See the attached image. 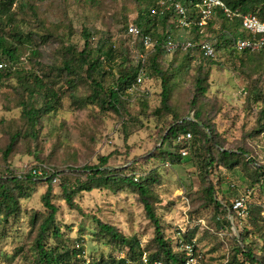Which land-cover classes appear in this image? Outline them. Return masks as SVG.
Wrapping results in <instances>:
<instances>
[{
	"label": "rangeland",
	"instance_id": "1",
	"mask_svg": "<svg viewBox=\"0 0 264 264\" xmlns=\"http://www.w3.org/2000/svg\"><path fill=\"white\" fill-rule=\"evenodd\" d=\"M148 3L15 0L10 20L0 25V37L14 50L16 58L15 63L3 61L8 76L0 86V178L15 176L24 180L29 173L35 176L33 169L42 170L31 182L25 181L21 195L15 190L20 196L17 215L6 221L0 219V264H39L34 249L37 230L31 220L36 215L40 221L46 214L41 196L47 187L46 178L52 173L56 177L51 201L59 208L56 223L61 241L68 248L82 249L79 260L88 264L100 258L124 256L121 246L97 234L92 217L114 226L126 238L137 239L148 254L154 252L151 223L133 190L75 192L73 200L82 214L64 203L61 180L69 177L71 182L85 181L86 168L101 165L99 157L107 158L103 168L130 176L136 183L147 181L165 238L174 246L185 234L200 253L198 264H227L241 233L246 237L241 247L249 246L264 263V228L256 210L250 220L245 218L230 229L220 230L214 221L216 211L204 204L203 197L208 186H213L216 199L224 203L250 191L251 202L256 208L262 206L264 213V132H256L264 123L260 115L264 54L236 53L231 42L222 44L225 32L235 34L236 25L219 18L208 29L218 43L216 62L202 60L197 52L159 55V67L167 77L170 111L154 113L160 107L161 82L149 60L138 90L125 92L120 115L92 100L91 82L83 71L70 78L61 70L65 58L71 53L75 58L81 52L83 32H87L92 36L93 48L101 44L112 51L113 61L105 63L102 73L95 75L105 89L111 87L120 67L137 65V54L142 53L139 43L125 36L128 24L137 23L142 15L143 22L153 29L154 40L162 38L161 22L145 15ZM199 73L206 76L204 93L196 91ZM46 90L47 94L55 93L56 108L41 114L31 128L23 117V108L42 109ZM196 111L200 112L198 119L194 117ZM183 121L196 122L199 128L197 134L189 133L187 144L180 145L178 138L183 133L173 139L168 131ZM201 126L210 129L206 136ZM184 127L189 128L186 124ZM15 135L18 139L5 157L10 138ZM183 146L188 154L181 156V163L170 165L167 153L179 155ZM195 148L199 149L197 155ZM219 148L234 153L237 165L226 168L217 155ZM209 159L213 164L205 174L200 166ZM244 227L250 229L248 234L243 233ZM46 242V246L54 245L52 240Z\"/></svg>",
	"mask_w": 264,
	"mask_h": 264
},
{
	"label": "trees",
	"instance_id": "2",
	"mask_svg": "<svg viewBox=\"0 0 264 264\" xmlns=\"http://www.w3.org/2000/svg\"><path fill=\"white\" fill-rule=\"evenodd\" d=\"M15 0H5L0 2V25H2L3 21L10 20L11 16V8ZM231 9H239L242 13H255L258 12L264 6V0H223ZM152 0H149V3L145 10V15L148 16V8L151 6ZM258 10V11H257ZM145 18V21L146 19ZM152 18V17H150ZM161 22L163 25L162 38H158L154 40L152 36L153 29H149L147 27V22H143L142 15L138 18L137 23L135 25L140 28V30L144 34H148L153 40L156 42L154 52L148 57L150 65L154 74L160 79L161 82V92H160V107L154 111L155 114L161 113L162 111H170L168 108L169 101V92L167 88V77L165 72H163L158 64L159 55L161 53L165 55H173L176 53L187 54L191 52H197L199 56L198 49H190L187 51H174L170 54L166 53L162 49V44L164 43L165 36L167 35V18L158 19L152 18ZM149 21V19H147ZM222 21V20H221ZM212 25V24H211ZM210 25V26H211ZM234 27V26H233ZM181 31L176 32L175 30L170 34L172 37L179 35ZM183 33V32H182ZM209 33V30H208ZM210 36V35H209ZM226 39L222 38L223 45H226L227 42H231L232 40H228L229 36L225 35ZM84 37V46L81 52L74 56L71 53L70 58H65L62 62V71H65L68 77L73 78L78 76V72L83 71L86 78H88L91 82L92 95L91 98L94 101H97L102 109L110 110L114 113L121 114V111L124 109L123 96L127 89L131 86V83L134 81L138 69L140 67V63L137 65L130 64L129 66H121L119 71V76L112 84L111 87L105 89L100 81L97 80L95 75H99L103 71V65L105 63H111L114 59L111 49H105L103 45L99 44L96 47L91 46L92 36L87 32H83ZM211 37V36H210ZM212 38V37H211ZM213 44L217 48V41L213 38ZM136 43V42H135ZM140 45V44H139ZM141 48V45H140ZM70 49V48H69ZM68 49V50H69ZM234 52H236L232 46ZM142 50V48H141ZM264 51H260L257 53L251 54H264ZM239 53V52H236ZM243 54H250L247 52H240ZM70 54V52H69ZM201 58H203L201 56ZM217 59V58H216ZM216 59L209 60L203 58L202 60H206L209 63L216 62ZM8 60L11 63H15L16 58L14 55V50L10 49L6 45V41L3 37H0V63L3 64V61ZM5 65V64H3ZM6 65L4 68L0 69V86L2 84V80L4 77L8 76L6 74ZM206 77V76H205ZM202 73H199L195 79V87L198 93H204L205 88L203 86V82L205 80ZM37 82H40L38 78L35 77ZM71 80L68 81L70 84ZM46 101L44 102L42 109H34L32 106H24L23 108V117L27 121L28 125L33 128L38 121V118L41 114H47L51 111H54L56 106L55 104L58 102L54 100L56 98L55 93L51 92L50 94H45ZM262 110L260 111V115L264 116V98L262 99ZM195 119L200 117V112L196 111L194 113ZM188 125V129H185L184 125ZM198 127V123L191 121H183L177 122L174 126L169 128L168 135L169 137L175 139L179 133H183L182 137L178 138V143L183 145L187 144L191 139H186L185 136L189 133L197 134L196 128ZM199 128V127H198ZM201 129L206 130L203 131V136L208 134L210 129L206 126H201ZM257 133L264 132V123L260 125V129L256 131ZM190 135V134H189ZM18 136H12L10 138V142L6 147L4 152V156L7 157L13 148V145L17 141ZM194 141V140H193ZM180 145H177L178 147ZM239 154L242 155L243 152L239 150ZM182 152H186L187 150L185 146L180 149V154H171L167 153L169 158L170 165H175L181 163ZM199 152L198 148L194 149V153L197 155ZM162 155L164 152L161 151ZM217 155L219 156V160L226 166L228 169H232L237 165L236 155L234 153H230L226 150H221V148L217 149ZM184 157V156H183ZM100 164L104 165L107 162L106 157H99ZM165 159V158H161ZM231 159V160H230ZM166 160V159H165ZM164 160V162H165ZM250 159L247 160L249 162ZM251 162V161H250ZM212 159L203 160L200 166V169L207 174L208 167L212 166ZM92 166L86 168L87 175L85 181H79L76 179L74 182L69 180V177H64L59 184L60 193L62 199L66 206L70 210H75L78 213L82 214L81 208L74 202L73 196L75 192H91L93 189H108L114 192L122 191L123 189H131L133 190L139 198V201L143 207L146 219L151 223L153 229V239L152 243L154 246V252L152 254H148L145 250L141 248L139 241L135 238H126L124 237L114 226L103 223L99 219L92 217L93 222L96 225L97 234L108 238L112 243L118 244L121 246L123 250V257H113L109 256L106 259L100 258L99 260H95L94 262L88 264H154L155 262H164L166 264H184V255L178 249L177 242L173 246L169 240H167L164 236V232L162 229V225L160 223L159 218L157 217L154 206L152 203L153 193L151 192L149 185H147V181L136 183L134 179L130 176H126L124 174H118L116 171H110L107 168H103L102 166ZM35 176H32L29 173L28 176L25 177L24 180H21L15 176L0 178V219L6 221L8 218L17 215L19 212V204L18 198L15 194V190H23V185L25 181L31 182ZM56 175L54 173L49 174L46 178L47 187L44 194L41 196L42 206L46 211V214L39 221L38 217L35 215L32 217L31 225H35L37 233L34 239V249L37 254L39 264H85V260H79L82 256V249L76 246L72 248H68L61 241V232L60 227L56 223V215L58 213V206L51 201L52 197V182L55 179ZM250 194L251 192L247 191ZM21 195V194H20ZM204 204L206 206H213V209L216 211L217 215L214 218L216 221V225L220 228V230H224L223 228L228 227L230 229V222L227 219L228 212L233 218V225H238L240 220L251 219L253 212L256 210L261 226L264 228V213L263 207L254 206L249 200L247 202L248 214L245 218H240L236 215L234 211L231 210V201L222 202L216 199L215 192L213 186H208L203 191ZM254 208V209H253ZM220 215H223L220 218ZM243 233H247L250 231L248 227H244L242 229ZM243 238L242 233L239 238L236 240V247L233 248L234 256L231 261L227 262V264H264L259 261V259L253 254L251 248L245 245L243 248L240 245ZM184 243L191 244L190 240H187V236L183 235L181 238ZM52 240L54 242L53 246H46V241ZM178 241V240H177ZM240 256V258H238ZM144 258V262L143 259Z\"/></svg>",
	"mask_w": 264,
	"mask_h": 264
},
{
	"label": "built area",
	"instance_id": "3",
	"mask_svg": "<svg viewBox=\"0 0 264 264\" xmlns=\"http://www.w3.org/2000/svg\"><path fill=\"white\" fill-rule=\"evenodd\" d=\"M258 11V10H257ZM148 16L152 18H167V35L165 36L162 49L170 54L174 51H187L198 49L203 58L214 60L217 58V49L213 44V38L209 36L208 29L212 23L221 18L222 20L236 25L235 34L225 32L232 40V46L236 52L257 53L264 51V6L255 13H242L239 9H231L223 0H152L148 8ZM211 25V26H210ZM183 32L182 35L172 37L173 31ZM125 36L132 43L141 45L142 53L137 54L140 67L137 75L128 91H137L142 84L145 73V64L148 57L154 52L156 42L148 34H144L135 24L125 27ZM3 64L0 63V69ZM190 135H186L189 139ZM186 152H182L185 156ZM33 175H41V168L32 170ZM55 181V180H54ZM250 200L249 192L241 194L231 201V210L240 218L248 214L247 202ZM231 226L233 218L228 212ZM178 249L184 255V264H198L200 253L194 244L177 241ZM144 260V258H143ZM154 264H166L155 262Z\"/></svg>",
	"mask_w": 264,
	"mask_h": 264
}]
</instances>
